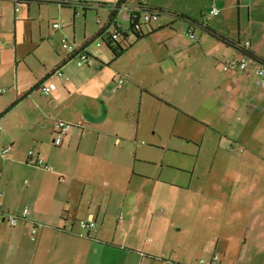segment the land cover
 Wrapping results in <instances>:
<instances>
[{"label": "crops", "instance_id": "1", "mask_svg": "<svg viewBox=\"0 0 264 264\" xmlns=\"http://www.w3.org/2000/svg\"><path fill=\"white\" fill-rule=\"evenodd\" d=\"M141 1L132 3V0H125L123 3L136 5ZM218 1L211 0L212 4L208 8L210 10L212 6H218L220 14L209 15L208 12L207 19L202 22L188 12L179 17L205 29L208 33L205 41L216 39L233 47L234 53L228 60L240 59L243 57L242 51L228 44L223 37L242 46L250 42L251 51L264 60V17L254 18L252 9L248 7L250 4L264 7V0H237L240 7L237 40L229 28H223L222 24L228 20L225 15L212 23L225 10L221 7L225 4L219 5L221 1ZM88 3V8L83 10L85 13L92 5ZM147 3L171 15L177 12L166 7L169 3L164 0H148ZM43 4L55 3L23 4L20 11L24 6L31 8ZM73 12L75 23L76 17L82 13L77 16L74 9ZM114 18L125 32L128 31L130 18L127 11L121 10ZM158 19L152 20L150 32L144 37L136 38L132 33H127L123 41L126 49L117 57L112 55L111 62L119 60L135 43L145 37L150 40L155 33L172 24L171 18L159 19L160 23L154 24ZM205 21L209 22L208 28L203 25ZM248 26L252 32H244ZM54 28L62 30L63 26ZM190 30L195 34L191 28L186 35L193 39L188 34ZM131 36L135 37V41L129 43ZM76 40L74 36L72 41L78 47L86 44L78 45ZM94 40L91 39L86 45L94 59L91 64L79 65L73 57L69 58V54L56 58L53 69H49L48 62L44 61L43 78L37 79L34 88H30V78L19 65L20 58L26 62L30 59L31 56L27 57L29 53L21 57L17 50L13 55L0 52V90H4L0 92V203L5 210L15 213L22 212L26 207L30 209L28 219L16 226L7 221L0 222V264H153L151 260L156 256L163 264L169 261L175 264H197L198 258H193L196 257L194 248L196 244L208 242L212 243V248L216 247L218 253L214 255L219 256L220 264H264V194L259 196L262 198L260 202L256 198L259 188L254 174H250L249 178L228 174L226 168L232 166L234 154L223 153L217 161L214 157L218 155L216 152L219 149L214 150L213 159L206 163L210 173L204 177H197L195 173H190L189 179L185 181L159 177V185L164 183L163 192L157 186V191L151 193L147 201H144V193L132 190L142 185V179L146 177L140 171V166L137 169L138 162L143 159L137 153L129 155L122 146L124 139L121 136L122 125L129 120V104L126 100L132 90L140 85L138 80L130 79V69H118L104 80L106 63L99 54L95 55L90 50V42ZM193 40L199 42L201 39L196 35ZM96 43L98 47L105 44L112 51L103 37L97 39ZM34 56L38 59L37 55ZM58 70L64 75H59ZM121 71L128 74H121ZM225 72L228 73L225 79L213 86L225 90L230 99L237 91H243L241 87H247L251 78L254 77L257 83L253 70ZM90 75L98 81L91 79ZM83 76L86 79L81 78ZM121 76L125 77V83L115 90ZM45 84H55L56 89L45 94L41 90ZM110 89L111 96L108 93ZM247 92L251 93L248 88ZM90 97H95L92 102L88 100ZM24 104H27L28 111L13 114L16 108ZM251 108L257 110L258 106ZM206 111V116H222L220 111L216 113L209 106H206ZM58 120L73 125L60 145L55 144L54 138L50 143L49 137V146L45 147L40 129L48 124L49 134H55ZM201 122L204 125L197 128L190 138L197 147L195 169L200 158L205 156L206 138L221 130L217 122L214 125L207 119ZM6 146H11V149L7 157H3L1 151ZM230 148L241 149L236 144ZM30 150H35L37 156L30 158ZM250 153L246 160L251 173L252 167L257 171V163L263 166L264 157L256 149ZM224 155L228 158H224ZM256 156H260L259 160ZM38 158L44 164L53 165L54 169L48 170L38 165ZM202 169H206L204 165L199 168ZM216 169L220 171L219 174H213ZM167 187H174L175 190ZM142 202L146 207L145 214L140 213ZM153 205L163 208L162 214L154 211L150 214ZM88 218L96 220L97 229L85 231L81 228L79 221ZM139 221L143 234L137 235L133 229ZM167 221L176 223L168 226ZM36 222L48 223L50 226L40 228L33 238L31 233ZM125 226L129 231H125ZM145 230L152 233V239L146 240ZM243 245L248 249L241 248ZM212 257L206 264H211Z\"/></svg>", "mask_w": 264, "mask_h": 264}, {"label": "rangeland", "instance_id": "2", "mask_svg": "<svg viewBox=\"0 0 264 264\" xmlns=\"http://www.w3.org/2000/svg\"><path fill=\"white\" fill-rule=\"evenodd\" d=\"M87 1L92 5L86 13L83 11L80 16L76 17L74 23V12L71 8H64L57 4H43L33 5L31 8L24 6L20 12H16L12 1L0 0V52L4 55H13L17 50L21 57L29 53L27 57H31L28 58V63L20 58L19 65L30 78L32 83L30 88H34L37 79L43 78L44 61L48 62L49 69H53L56 65L54 64L56 58L59 59L60 56L68 54L63 47V37H70L72 41L76 36L78 45L90 41L100 28L108 24L114 6L119 2V0ZM220 1L219 5L225 4L221 6L225 10L222 15L215 17L212 23L214 24L215 19L225 15L228 20L222 24L223 28H229L228 30L237 40L240 20V7L237 0H219L218 2ZM136 2L138 0H132V3ZM164 2L169 3L166 7L172 9L171 11L175 9L177 12L172 15L169 12H162L158 18H171L172 24H168L164 29L155 33L150 40L145 37L135 43L119 60L111 62L113 52L105 44L98 47L96 43L98 38L90 42V50L95 55L99 54L102 61L106 63L104 80L107 75H113L118 69H130V79L138 80L140 85L132 90L126 100L129 104V120L127 124L122 125L123 134L121 136L124 139L122 146L127 149L129 155L134 156L137 153L143 159L138 162L137 169L140 166V171H143L146 177H143L142 185L132 190L144 193V201H147L150 194L157 191V186H160L163 192L164 183L159 185V177L168 180L178 178L185 181L189 179L190 173H195L197 177L209 175L206 163L213 159L214 150L219 149L216 152L218 155L214 157L217 161L220 160L219 155L223 153L234 154L233 160L231 156L232 166L226 168L228 174L241 175L244 178H249L250 174H254L253 176L257 177L259 191L256 198L261 202L262 198L259 196L264 194V164L261 166L257 163V171L252 167L250 173V165L246 158L252 154L250 153L252 149L261 151L264 157V90L257 85L254 77L250 79L247 87L245 85L241 87L243 91H237L231 99L225 90H221L219 86H213L221 79H225L228 74L223 69V63L232 56L234 48L216 39L212 42L205 41L208 36L205 29L179 17L182 13L188 12L199 22L206 20L208 7L212 4L211 0H164ZM248 7L252 9L254 18L264 17V7L251 4ZM120 11L116 14L119 15ZM122 11L126 10L122 9ZM159 19L153 23L159 24ZM56 22L63 26L62 30L54 28ZM191 28L201 39L199 42L187 37L186 32ZM244 32H252V28L248 26ZM134 38L131 36L128 42H134ZM34 55H37L38 59ZM75 65L78 66L77 63ZM22 71H20V76ZM123 73L128 74L121 71V74ZM89 77L98 81L93 75ZM81 78L86 79L84 76ZM247 88L251 93L247 92ZM108 93L111 96L112 90L110 89ZM40 94L43 95L42 92ZM94 98L90 97L89 102H92ZM225 102L226 104L223 105ZM26 106L27 104H24L16 108L13 114L22 110L28 111ZM206 106L212 107L216 113L220 111L222 116L219 118L206 116L208 114ZM255 106H258L257 110L251 108ZM203 119H207L213 123L212 125L217 122L221 130L218 134H211L206 138L205 156L200 158L198 168L195 169L197 147L190 138L197 128L204 125L201 122ZM135 123H137L136 126ZM40 131L43 145L48 147L49 137V142L52 143L56 135L53 132L49 134L48 124L43 125ZM232 144L241 147L240 151L231 149ZM223 157L228 158L226 155ZM259 158L260 156H256L257 160ZM253 160L254 156H252ZM201 165H204L207 171L206 169L199 170ZM219 173L217 169L213 172V174ZM167 188L175 190L174 187ZM161 209L163 208L153 205L150 207V214L152 211L160 213ZM145 210L146 207L142 202L140 213L145 214ZM11 213L22 216L21 212L11 211ZM171 223L176 222L167 221L168 226ZM34 224H37L36 231L50 226L43 222ZM164 226H166V221ZM125 231H129L127 227ZM133 232L137 235L141 234L140 221L136 223ZM144 233L146 240L153 238L152 233L147 230ZM31 234L32 237L37 236L36 233ZM211 246V242L196 244L193 251H196V257L193 258H198V262L201 259L209 260L216 252L218 253L216 247ZM241 248L248 249L244 245ZM156 257L151 260L152 263L163 264L159 256Z\"/></svg>", "mask_w": 264, "mask_h": 264}, {"label": "built area", "instance_id": "3", "mask_svg": "<svg viewBox=\"0 0 264 264\" xmlns=\"http://www.w3.org/2000/svg\"><path fill=\"white\" fill-rule=\"evenodd\" d=\"M13 2L15 6V11L20 12L21 6L23 4H32V3H55L59 6L64 7H70L73 8L75 11V14L78 16L82 13L83 10L87 9L89 6V3L87 0H10ZM148 0H142L140 3L136 5H128L125 3H117L113 10L116 12L118 10H126L129 13V18L131 16H137L139 13L143 16L144 22H152V20H155L158 18L160 12H150L148 10H144L142 8L148 6L147 3ZM143 4V5H141ZM221 12V9L218 6H212L209 10V15H219ZM138 29L140 28L139 24H136ZM54 27L58 28L60 27L59 23H54ZM107 27V28H106ZM117 27H121V25L118 23L117 20L113 17L112 20L108 22V24L104 27L106 28V31H110L113 33V38L118 39V33H117ZM189 36H191L193 39L196 38V35L193 33L192 30L188 32ZM102 37H98L100 39ZM102 42V41H101ZM101 42L98 44L100 45ZM63 47L67 50L69 56L73 57L79 65H89L93 62V56L91 53L87 50L86 46L78 47L74 42H72L69 38L64 37L62 39ZM103 43V42H102ZM250 42H247L244 44L243 48L245 50H249L250 48ZM240 59H230L226 61L223 64V68L226 71L229 70H236L240 72H250L254 71V73L257 76V84L264 88V62L257 61L247 55H242ZM58 74L63 76L64 73L61 70H58ZM67 78V77H66ZM68 79V78H67ZM125 83V77H119L117 80V83L115 85V90L121 88L123 84ZM56 89L55 84H45L42 85L41 90L45 94H49L51 91ZM4 90H0L2 92ZM72 123L67 122L65 120H58L56 122L54 132H55V138L54 142L57 145H60L63 141V137L67 134V132L72 127ZM11 146H6L2 149L1 153L3 157H7L8 152L10 151ZM28 155L30 158H33L37 156V152L35 150H30L28 152ZM37 164L43 166L44 168L48 170H53L54 166L50 164H44L40 158L37 159ZM22 216H17L16 214L11 213V211H7L3 208V205L0 203V222H9L11 225L16 226L21 220H27L28 215L30 213V209L28 207L24 208L22 210ZM79 225L83 230H93L97 229L98 223L94 218H88V219H82L79 221ZM37 224H34L33 233H37ZM35 238V237H33ZM209 260L207 259H201L198 264H206ZM211 264H220V258L218 255H214L212 259L210 260ZM165 264H175L172 262H165Z\"/></svg>", "mask_w": 264, "mask_h": 264}, {"label": "trees", "instance_id": "4", "mask_svg": "<svg viewBox=\"0 0 264 264\" xmlns=\"http://www.w3.org/2000/svg\"><path fill=\"white\" fill-rule=\"evenodd\" d=\"M125 0H119V4L123 3ZM143 5V4H141ZM143 11L144 10H148L150 12H162L160 9H157V8H153V7H150L149 5L142 8ZM116 14V11L113 10L112 11V16L110 18V20L113 19V17L115 16ZM136 24H139L140 28L138 29ZM204 26H206V28H208V23H206V21L203 23ZM152 27L151 26V22H144L143 21V16L141 13H139L137 16H131L130 17V26H129V29L128 31L125 32V30L122 28V27H117V33H118V39H114L113 38V33L110 31H106V28H102L97 34L96 36L93 37V39L95 38H98L100 36L103 37L104 39V42H106V44L109 45V47L112 49L113 51V55L115 57H117L119 55V53L124 49H126V45L124 44V38L128 36L127 33H132L134 36H136V38H141V37H144L147 35L149 31V28ZM215 33V32H214ZM104 37H107V38H104ZM223 37V36H222ZM224 39L228 44L231 43V45H234L238 48V50L242 51V55H247L257 61H260V62H264V60H262L261 58L257 57L252 51L251 49L249 50H245L243 48L242 45L240 44H236V43H232V42H229V40H227L226 38H222ZM121 40V41H120ZM115 43V44H114ZM87 44H89V42H86V44L84 46H86ZM69 58H71V56H69Z\"/></svg>", "mask_w": 264, "mask_h": 264}]
</instances>
